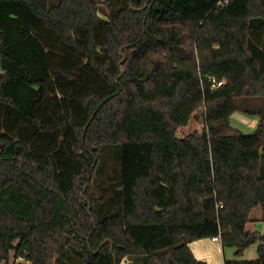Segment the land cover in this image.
Returning <instances> with one entry per match:
<instances>
[{
  "label": "trees",
  "instance_id": "obj_1",
  "mask_svg": "<svg viewBox=\"0 0 264 264\" xmlns=\"http://www.w3.org/2000/svg\"><path fill=\"white\" fill-rule=\"evenodd\" d=\"M221 1L0 0V264H264V0Z\"/></svg>",
  "mask_w": 264,
  "mask_h": 264
},
{
  "label": "rangeland",
  "instance_id": "obj_2",
  "mask_svg": "<svg viewBox=\"0 0 264 264\" xmlns=\"http://www.w3.org/2000/svg\"><path fill=\"white\" fill-rule=\"evenodd\" d=\"M261 120V117L259 115H251V114H246L244 112L241 111H237L236 113H234L230 119V130L227 132L229 135H252L255 133V131L258 128L259 122ZM203 129V123L202 121H197V120H192L191 123L188 125V127L186 128H182L181 130H179V132L177 133V136L179 138L181 137H185L190 133H193L195 131L201 132ZM257 216V218L259 217V209L257 210V214L253 213L252 217L255 218ZM260 222L257 221V234H261L263 232V224H258ZM255 225V223H254ZM250 230V229H249ZM209 239V238H207ZM206 240V239H205ZM204 251L206 253H210L214 256L218 255V249L216 247V245H214L213 247H210L209 245H207V243H205L204 241ZM257 248H258V244L257 245H253L250 248H248L243 255L241 256H236L235 258H231V256L229 255L230 251L232 248H228L226 251V259L227 260H238V261H248V260H255L258 257V253H257ZM235 250V249H233ZM236 251V250H235ZM213 261H221L220 257H215L213 259ZM18 263H25V261L23 259H16L14 256V253L11 254L10 260L8 263H3V264H18ZM123 264H133V262L131 260H125L123 262Z\"/></svg>",
  "mask_w": 264,
  "mask_h": 264
},
{
  "label": "crops",
  "instance_id": "obj_3",
  "mask_svg": "<svg viewBox=\"0 0 264 264\" xmlns=\"http://www.w3.org/2000/svg\"><path fill=\"white\" fill-rule=\"evenodd\" d=\"M253 213H256L257 214V210H255ZM252 213V214H253ZM252 217V216H251ZM253 218V217H252ZM256 220V222H253V223H249L247 225V229L252 232H257V221L260 222L258 224H263L260 220L262 219V211L259 209V217L257 218V216L254 218ZM255 223V225H254ZM264 234V225H263V232L261 234H258V235H263ZM204 241L205 243H207V245H209L210 247H213L214 245H216L217 247V251H218V255L214 256L210 253H206L204 251ZM189 247L191 248V250L193 251L194 255L196 256L197 259L199 260H202V261H205L207 264H225V261L227 260L226 259V251H228L226 249L223 248V245L221 242H217V241H214L213 239H202V240H198V241H194L192 243L189 244ZM230 252V256L231 258H235L236 255H235V250L231 249L229 250ZM215 257H220L221 258V261L218 262V261H213V259ZM231 260V259H230Z\"/></svg>",
  "mask_w": 264,
  "mask_h": 264
},
{
  "label": "built area",
  "instance_id": "obj_4",
  "mask_svg": "<svg viewBox=\"0 0 264 264\" xmlns=\"http://www.w3.org/2000/svg\"><path fill=\"white\" fill-rule=\"evenodd\" d=\"M230 1H232V0H222L219 3V6L220 7L225 6V5L229 4ZM0 62H1V59H0ZM212 83H213V89H217V88L223 86L225 84V81L224 80L217 81L216 78H212ZM213 240L217 241V242H221L220 238H214Z\"/></svg>",
  "mask_w": 264,
  "mask_h": 264
},
{
  "label": "water",
  "instance_id": "obj_5",
  "mask_svg": "<svg viewBox=\"0 0 264 264\" xmlns=\"http://www.w3.org/2000/svg\"><path fill=\"white\" fill-rule=\"evenodd\" d=\"M122 72H124V70L122 69ZM106 242H110V240H106ZM112 244V243H111ZM112 246H113V244H112ZM112 250V249H111Z\"/></svg>",
  "mask_w": 264,
  "mask_h": 264
}]
</instances>
